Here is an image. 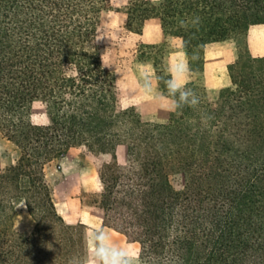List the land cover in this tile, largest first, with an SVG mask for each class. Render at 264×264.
<instances>
[{
  "label": "trees",
  "instance_id": "obj_1",
  "mask_svg": "<svg viewBox=\"0 0 264 264\" xmlns=\"http://www.w3.org/2000/svg\"><path fill=\"white\" fill-rule=\"evenodd\" d=\"M114 10L113 0H0V264L85 257L88 228L60 215L47 177L71 155L101 185L82 204L138 245L139 264H264V55L249 45L264 0H128L126 31L142 36L155 20L159 33L109 64L102 37ZM227 41L237 46L230 86L211 91L206 50ZM178 49L197 108L170 102L167 122L153 123L125 107L136 62L152 66L166 98ZM20 203L29 235L14 229Z\"/></svg>",
  "mask_w": 264,
  "mask_h": 264
},
{
  "label": "rangeland",
  "instance_id": "obj_2",
  "mask_svg": "<svg viewBox=\"0 0 264 264\" xmlns=\"http://www.w3.org/2000/svg\"><path fill=\"white\" fill-rule=\"evenodd\" d=\"M128 0H113L115 10L108 16L107 28L102 41L107 44V63L114 64L118 57H129L139 42L152 43L159 33L158 21L147 23L144 34L138 36L125 29L126 15L123 9ZM249 45L256 56L264 55V26H253L249 32ZM237 58V46L233 41L211 44L205 54L207 86L211 91L230 86L227 65ZM187 60L182 50L172 54V63ZM145 78H151L152 91L146 92L143 87ZM190 77L188 76V80ZM125 107H135L138 113L153 123H165L168 120L170 101L158 93L155 73L151 65L136 62L126 74V82L121 86ZM33 123L42 124L46 121L42 114H34ZM9 151L0 141V168L5 166L4 156ZM48 181L54 188L57 210L69 223H84L88 228V236L93 230L103 229L111 238L112 243L127 247L132 256H138V245L127 243L124 236L103 227L100 214L91 211L81 202L84 192L97 193L101 185L96 171L82 165L76 155L61 161L60 166H53L47 172ZM35 226L24 203L17 205L14 229L29 235Z\"/></svg>",
  "mask_w": 264,
  "mask_h": 264
},
{
  "label": "clouds",
  "instance_id": "obj_3",
  "mask_svg": "<svg viewBox=\"0 0 264 264\" xmlns=\"http://www.w3.org/2000/svg\"><path fill=\"white\" fill-rule=\"evenodd\" d=\"M168 77L164 79L166 98L172 104L173 110H180L185 106L197 108L199 97L187 87L190 66L187 60H177L175 64L169 62ZM163 79V78H162ZM143 87L146 92L152 91L151 78H145ZM206 122L211 117L204 116ZM86 255L83 260L73 259L69 264H139L137 257L132 256L127 247L112 243L110 236L103 229L93 230L85 240Z\"/></svg>",
  "mask_w": 264,
  "mask_h": 264
}]
</instances>
